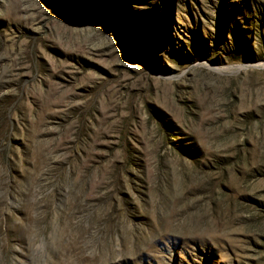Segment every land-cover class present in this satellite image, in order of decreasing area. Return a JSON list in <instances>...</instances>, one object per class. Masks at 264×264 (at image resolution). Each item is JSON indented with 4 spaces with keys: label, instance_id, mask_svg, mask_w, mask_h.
Listing matches in <instances>:
<instances>
[{
    "label": "rangeland",
    "instance_id": "obj_1",
    "mask_svg": "<svg viewBox=\"0 0 264 264\" xmlns=\"http://www.w3.org/2000/svg\"><path fill=\"white\" fill-rule=\"evenodd\" d=\"M0 264H264V0H0Z\"/></svg>",
    "mask_w": 264,
    "mask_h": 264
},
{
    "label": "bare ground",
    "instance_id": "obj_2",
    "mask_svg": "<svg viewBox=\"0 0 264 264\" xmlns=\"http://www.w3.org/2000/svg\"><path fill=\"white\" fill-rule=\"evenodd\" d=\"M233 68L238 69L239 67H233Z\"/></svg>",
    "mask_w": 264,
    "mask_h": 264
}]
</instances>
